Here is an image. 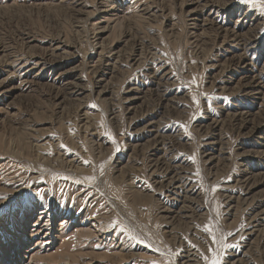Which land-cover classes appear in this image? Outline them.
<instances>
[{
    "label": "rangeland",
    "instance_id": "rangeland-1",
    "mask_svg": "<svg viewBox=\"0 0 264 264\" xmlns=\"http://www.w3.org/2000/svg\"><path fill=\"white\" fill-rule=\"evenodd\" d=\"M205 226L264 264V14L0 0V264H207Z\"/></svg>",
    "mask_w": 264,
    "mask_h": 264
},
{
    "label": "snow or ice",
    "instance_id": "snow-or-ice-1",
    "mask_svg": "<svg viewBox=\"0 0 264 264\" xmlns=\"http://www.w3.org/2000/svg\"><path fill=\"white\" fill-rule=\"evenodd\" d=\"M232 2L233 3H243L245 6H250L253 9H258L262 14H264V0H232ZM191 83L196 84V80L193 79ZM204 95L206 96L207 94H204ZM192 99L197 105H199V99L196 95H193ZM108 135H110V133ZM112 143L116 144L114 137L112 139ZM119 150H120L119 145L117 144L116 151L118 152ZM190 159L195 160V157H191ZM85 163H89V162L85 161ZM101 167H103V165H101ZM196 175L199 176V172H197ZM87 179L89 181H93L95 180V177L92 176V177H88ZM42 194H43V190H40L37 193V195H42ZM41 207H43V205H41ZM41 223H43V220H40L37 222V227H39ZM116 226L120 227L121 232H127L128 235L132 236V233L125 226L120 225L118 220L113 222V227H116ZM203 231H205L211 236L214 244L219 245V247L216 249H210L211 257L210 258L205 257L207 264H224V257L227 253V249L231 247H235V245H230V244L223 242L224 241L223 236L218 238L216 235V232L213 230V226H205L203 228ZM228 235H231V233H228ZM132 238L136 239L135 236H132ZM140 242L143 243V241H140Z\"/></svg>",
    "mask_w": 264,
    "mask_h": 264
}]
</instances>
